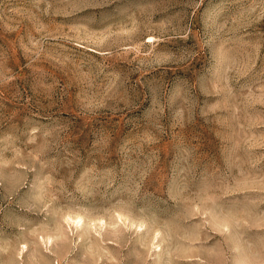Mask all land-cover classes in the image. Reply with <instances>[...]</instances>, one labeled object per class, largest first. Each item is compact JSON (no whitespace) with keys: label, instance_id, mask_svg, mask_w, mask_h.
I'll use <instances>...</instances> for the list:
<instances>
[{"label":"rangeland","instance_id":"rangeland-1","mask_svg":"<svg viewBox=\"0 0 264 264\" xmlns=\"http://www.w3.org/2000/svg\"><path fill=\"white\" fill-rule=\"evenodd\" d=\"M0 264H264V0H0Z\"/></svg>","mask_w":264,"mask_h":264}]
</instances>
